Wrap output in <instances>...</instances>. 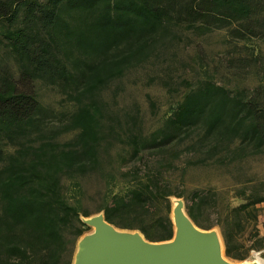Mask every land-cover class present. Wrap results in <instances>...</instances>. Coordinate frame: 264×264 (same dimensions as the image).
I'll return each mask as SVG.
<instances>
[{
  "label": "trees",
  "instance_id": "trees-1",
  "mask_svg": "<svg viewBox=\"0 0 264 264\" xmlns=\"http://www.w3.org/2000/svg\"><path fill=\"white\" fill-rule=\"evenodd\" d=\"M213 28L233 41L228 67L264 66V45L240 53L247 47L235 41L264 44V0H0V46L13 62L0 63V264H71L95 212L149 241L169 239L171 197L196 226L218 229L227 257H264L255 227L264 175L245 169L264 155L263 85L179 78L180 97L150 128L137 108L116 112L102 96L179 31ZM37 81L71 105L56 123ZM211 171L229 179L214 183Z\"/></svg>",
  "mask_w": 264,
  "mask_h": 264
},
{
  "label": "rangeland",
  "instance_id": "rangeland-1",
  "mask_svg": "<svg viewBox=\"0 0 264 264\" xmlns=\"http://www.w3.org/2000/svg\"><path fill=\"white\" fill-rule=\"evenodd\" d=\"M179 32L181 35L180 40L166 43L165 46L159 49L157 55L150 57L140 65L129 68L103 89L102 96L109 108L119 113L137 108L143 126L150 128L159 121L163 114L180 97L184 89L175 84V81L179 78L194 79L208 73L219 83L228 87L241 85L251 87L255 84L264 86V66L252 65L244 68H232L226 65L225 57L233 52V49H231L233 41L227 40L228 35L223 29L213 28L201 34L184 29ZM235 41L247 47L246 49L242 48L240 53L248 52L250 48L254 51L262 50L264 45L261 39L257 38L238 39ZM0 63H7L13 66L10 55L5 53L1 46ZM165 81L169 82L170 88L163 84ZM35 87L40 102L50 108L55 114L51 121L56 123L58 121L56 116L61 118L62 112L65 113L70 110V103L62 98L55 86L37 81ZM146 95L154 102L153 110L149 108ZM70 135L71 132H66L60 134L58 138L64 139ZM245 169L249 175L255 177L263 176L264 155L249 157L245 162ZM204 176L201 175L198 178H204ZM208 178L212 182L219 184L228 180L229 176L211 171ZM88 186L90 188L91 184H88ZM174 202H180L179 198L171 197L170 215ZM259 205L261 207L258 211L255 227L259 234H264V206L263 203ZM93 231L94 227L88 224V227L75 239L71 264L77 240L82 236L92 234ZM255 251H257L256 254ZM261 251L263 253L262 249H250L245 258L232 259L224 255L223 248H221V253L236 264H249L255 262L254 260L264 264V257L260 254Z\"/></svg>",
  "mask_w": 264,
  "mask_h": 264
},
{
  "label": "water",
  "instance_id": "water-1",
  "mask_svg": "<svg viewBox=\"0 0 264 264\" xmlns=\"http://www.w3.org/2000/svg\"><path fill=\"white\" fill-rule=\"evenodd\" d=\"M179 200L172 209L174 232L166 240L149 241L136 229L117 231L100 212L84 217L94 231L77 240L72 264H236L218 255V229L196 226Z\"/></svg>",
  "mask_w": 264,
  "mask_h": 264
},
{
  "label": "bare ground",
  "instance_id": "bare-ground-1",
  "mask_svg": "<svg viewBox=\"0 0 264 264\" xmlns=\"http://www.w3.org/2000/svg\"><path fill=\"white\" fill-rule=\"evenodd\" d=\"M177 203L178 202H174L173 204H172V208H171V217H172V219H173V221L174 222H176V218H175V215L173 214V208H174V206L175 205H177ZM93 226V225H92ZM94 227V226H93ZM117 231H121L120 229H116ZM221 242H220V240H218V244H217V252H218V255L222 258V259H224V260H226V261H231V260H229L227 257H225L222 253H221ZM257 264H260L257 260H254ZM232 262V261H231Z\"/></svg>",
  "mask_w": 264,
  "mask_h": 264
},
{
  "label": "built area",
  "instance_id": "built-area-1",
  "mask_svg": "<svg viewBox=\"0 0 264 264\" xmlns=\"http://www.w3.org/2000/svg\"><path fill=\"white\" fill-rule=\"evenodd\" d=\"M257 253V251H255V254ZM252 255V254H251Z\"/></svg>",
  "mask_w": 264,
  "mask_h": 264
}]
</instances>
